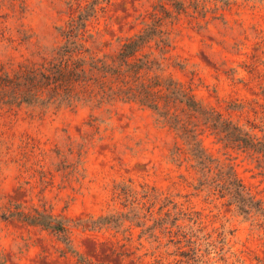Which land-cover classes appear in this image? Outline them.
Returning <instances> with one entry per match:
<instances>
[{"label": "rangeland", "instance_id": "obj_1", "mask_svg": "<svg viewBox=\"0 0 264 264\" xmlns=\"http://www.w3.org/2000/svg\"><path fill=\"white\" fill-rule=\"evenodd\" d=\"M139 36L126 59L153 61L142 80L173 81L200 113L162 103L166 119L122 96L0 103L3 264H264V168L217 129L264 139V0H0L9 73L118 59ZM218 170L263 213H240L209 185Z\"/></svg>", "mask_w": 264, "mask_h": 264}, {"label": "trees", "instance_id": "obj_2", "mask_svg": "<svg viewBox=\"0 0 264 264\" xmlns=\"http://www.w3.org/2000/svg\"><path fill=\"white\" fill-rule=\"evenodd\" d=\"M143 39V36H139L137 40L125 44L118 59H54L46 65L22 67L13 73H9L0 65V103L71 106L84 99H98L102 103L112 97L122 96L125 100L136 101L155 110L166 119L168 117L163 111L162 103L168 108L169 104L174 102H184L193 113H200L196 103L173 81H161L158 77L148 82L142 80L143 69H153V61H132L126 57L135 53L134 48L141 44ZM207 120L212 121L213 118L207 117ZM217 126L221 132L224 130L222 133H225L228 145L234 144L256 156L260 168H264V139L253 138L241 128L232 127L226 122H220ZM189 145L194 152L200 151L196 159L204 172L209 174L213 160L197 143ZM216 174L218 179H210L207 183L218 188L223 197H229V202L235 205L240 213L248 216L263 213L260 201L246 193L233 173L218 170ZM51 228H57V232L66 234L65 227L59 224ZM0 264H3L1 258Z\"/></svg>", "mask_w": 264, "mask_h": 264}]
</instances>
